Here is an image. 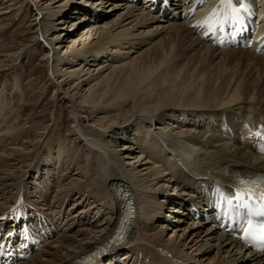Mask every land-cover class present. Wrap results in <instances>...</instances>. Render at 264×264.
<instances>
[{
	"label": "bare ground",
	"instance_id": "1",
	"mask_svg": "<svg viewBox=\"0 0 264 264\" xmlns=\"http://www.w3.org/2000/svg\"><path fill=\"white\" fill-rule=\"evenodd\" d=\"M86 1L23 0L35 11L29 24L34 45L17 53L9 48L0 51V74L17 72L28 53L44 52L53 101L56 108L66 105L63 110H69L73 141L79 146L78 158L64 157L52 143V155L57 153L63 165L59 178L45 165V175L36 168L30 180L37 164L29 169L30 161L41 153L59 122L53 129L46 124L37 128L34 138L22 141L23 130L7 128L5 136L0 128V217L10 214L23 195L38 220L46 221L55 234L60 228L56 239L17 264H264L263 253L207 227L205 221L193 220L188 208L190 199L201 201L216 195L214 179L235 186L242 176L264 173V156L257 154L264 153V145L253 135L264 125V91H257L258 86L264 88V53L221 48L205 40L206 29L197 24L219 0L203 5L180 0L178 5L187 15L177 21L170 15H158L146 4L149 0ZM239 1L245 6L257 2ZM258 3L263 17L261 37L264 0ZM2 5L0 10L17 4L5 0ZM71 6L77 12L69 14ZM91 6L107 10L94 11ZM227 51L249 53L254 63L258 61L262 79L256 81L251 94L242 96L238 89L190 93L188 84L176 79L164 80L162 75L152 79V66L160 63L169 68L187 52L195 63L208 53L217 56ZM185 92L188 97L183 96ZM84 111L86 119L81 118ZM3 122L6 119L0 112ZM154 122L159 124L153 127ZM121 140L127 143L119 144ZM134 140L141 151H136ZM154 149L165 153L161 166L151 160ZM82 158L84 164H80ZM174 182L193 191V198L177 203L176 194L167 192ZM74 192L73 203L66 205ZM171 203L174 210L180 206L188 211L184 214L191 221L166 238L165 225L159 228L157 224L155 229L151 224L165 217ZM79 204L82 209L73 211ZM90 211L96 219L104 216L103 221L93 223V219L89 228L62 233L83 225ZM126 211L130 222L123 220ZM5 223L0 219V229ZM114 237L119 240L106 248Z\"/></svg>",
	"mask_w": 264,
	"mask_h": 264
},
{
	"label": "rangeland",
	"instance_id": "2",
	"mask_svg": "<svg viewBox=\"0 0 264 264\" xmlns=\"http://www.w3.org/2000/svg\"><path fill=\"white\" fill-rule=\"evenodd\" d=\"M4 1L5 0H0L1 6H3L2 4ZM22 1L23 0L21 1L14 0V2L17 5H13L4 10H0V14H1L0 15V51H2V49L9 48L8 51L12 53L15 52L17 53L20 52L21 48L24 46L32 47L34 45L35 42L34 34L31 32L29 28V24L35 11H31V9L26 7L25 3ZM86 2L88 3L90 1H86ZM256 4L259 6L258 0ZM91 9L94 11H101V12L107 10L106 7L104 8L102 6L99 7L91 6ZM75 11L77 12V9L71 6V8L69 9V14L75 13ZM107 15H110V11L108 12ZM95 22H97L96 19H94V23ZM56 31L60 33L58 29ZM179 47L184 48L183 45H179ZM233 50L238 51L240 49H233ZM32 53L33 52L28 53L26 55L27 57L25 56L22 59L19 66L20 68L18 69L17 72L4 71L2 74H0V107H3L0 112H1V118L6 119V122L0 124L1 126L0 128L4 130L2 135L5 136L7 135L6 134L7 132L5 131H8L9 128H10L9 130H14V131L16 130L15 132H22L21 130H23L24 133L23 137H20V141H22L25 138L26 139H29L30 137L34 138L33 136L34 131L38 130L37 128H44L45 124L47 126L48 125L52 126L53 129L56 124L55 122L58 121L59 123L52 130L51 138L47 139L46 141L47 143H45V146L41 151V153L43 151L46 152L45 156L40 157L39 156L41 154L40 153L36 157H34L30 161L31 164L29 165V169L33 168L35 162H37V164L33 169V172L31 173L30 180L34 178L35 176L34 171L36 170V168L42 169L45 175V165L51 173L53 172L54 177L59 178V173L63 169V165H62V161L57 159L58 156L57 153H54L56 157L52 155L53 152L50 149L51 144L55 143L57 145L58 151L62 156L67 157L69 155L71 157L73 155L77 158L78 156L76 155L77 152L79 151V146L76 144V142L73 141V137H72L73 133L71 131L73 119H71L70 117L69 110L68 112H65L63 110L64 109L63 107H65L66 105H62L61 106L62 108H56L58 106H56L53 101V90L50 86V80H49L50 68L46 64V61L42 60L44 52L38 53L37 56L34 55L35 57L33 56ZM188 55L190 56V53L187 52L184 55L185 58L184 56H181V58L183 57L185 59V60L180 59L182 62L179 60V58L178 59L176 58L177 60L175 59L176 61H174L169 68L167 66L164 67V65L160 63L155 64L154 66L151 67V69H154L153 71L155 72L152 75V79H154L158 75H162V78L164 80L176 79L178 83L188 84V86L190 87V93L197 91L199 89H203L204 91L213 90L224 93L233 89H238L239 92L242 94V96H247L251 94L252 91L254 90L255 84L259 81V79H262V74L258 65V61L257 63L256 62L254 63V61L251 59L252 55H250L249 53L227 51L223 53H218L217 56L208 53L203 57H200L201 58L200 62H195V63H192V60L189 59ZM211 57L213 58L212 60H210ZM193 67H195V69H193ZM126 70L130 71L128 68ZM177 71H179L178 72L179 75L177 74ZM117 74L120 75L118 72ZM184 84H182L181 87H183ZM185 86L186 85H184V87ZM259 90L264 91V88L262 86H258L257 91L259 92ZM188 93L189 92H185L184 93L185 95L183 96L188 97V95H186ZM60 110H63V113ZM81 114H83L81 116L82 119L83 118L86 119L88 116L86 115V111L82 112ZM88 121L90 120L88 119ZM13 124H15L16 126ZM158 124H159L158 122H154L153 127L157 126ZM176 130L181 131V129L179 128ZM8 137L10 136L8 135ZM126 143H127L126 140H121L119 142V144L122 145ZM133 144L138 149L136 150L137 152L141 151L139 148L140 145L137 144L136 140L133 141ZM61 148L64 154L62 153ZM151 152L153 154L151 160H153L154 162H156L161 166L160 158H162L161 156H164L165 153L163 152L161 155V153H159V151L156 149H154ZM145 155L147 156V154ZM59 164L60 167L56 168L55 165H59ZM80 164H84V158L81 159ZM72 171L71 174L75 172V169H73ZM54 180L56 181L59 179L55 178ZM68 181L65 180L63 183H66ZM167 192L175 193L176 198L178 200L182 198L185 200V199L193 198L194 196L193 194L191 195L193 191L189 190L186 187H181L175 182L169 186ZM75 194L76 192L71 194L66 205L69 203L70 204L73 203V197L75 196ZM163 197H164L163 194H161L159 196V199H162ZM163 202L164 201L162 199V202L160 203ZM180 202L181 200L177 201V203ZM154 204H156V201ZM69 206L67 210H69L70 208ZM82 207L83 204H79L75 209L74 208L72 209L73 211H77L79 209H82ZM177 207H178L177 210L176 209L174 210L173 203L169 204L164 211V214H166L165 217L160 220H154L153 223L151 224V226L153 225L155 229L157 228L156 227L157 224L159 225V228H161L162 224L165 225V227L163 228L166 229V233H165L166 238L170 237L172 233L175 231V229L180 228L178 227L179 225L187 226V224H190L191 220L190 219L188 220L187 218L188 214H184L186 210L183 207L180 206ZM103 217L104 216H99L96 219L94 215H92V212L90 211L87 217H85L84 219L85 222L83 225L78 224L74 228H70L65 231L62 230V233L74 232L80 228H89L90 226L88 225L90 223L89 222L90 220L94 219L93 221L95 222L93 223L102 222ZM182 218L184 221H179ZM59 231L60 228H58L57 230L56 233L57 235ZM56 234L54 239H56L59 236V235L57 236ZM103 238L104 237H102L101 240ZM93 248L94 247H92L90 251H92ZM214 253L215 252H212L210 256H213ZM80 256H82V254H80L79 257Z\"/></svg>",
	"mask_w": 264,
	"mask_h": 264
},
{
	"label": "snow or ice",
	"instance_id": "3",
	"mask_svg": "<svg viewBox=\"0 0 264 264\" xmlns=\"http://www.w3.org/2000/svg\"><path fill=\"white\" fill-rule=\"evenodd\" d=\"M206 2L207 0H195V3L199 5ZM245 7L244 4L236 6V0H219L218 5L203 20L199 21L197 26L206 29L205 36L223 31L225 25H238L241 22L240 11ZM189 11L193 12L195 9ZM261 39L264 40V38ZM261 128L264 129V126H261ZM253 135L264 141V131L258 130ZM262 151H264V148H262ZM261 181L258 191L253 190L251 187V185L256 184V181L241 179L234 193L217 192L216 195L218 197L217 207L221 209V214L229 218L235 215L241 220V239L251 245H259L264 248V178H261ZM117 194L119 195V193ZM0 219H4V217H0ZM12 235V232L8 233V236ZM2 247L3 245H0V248Z\"/></svg>",
	"mask_w": 264,
	"mask_h": 264
}]
</instances>
